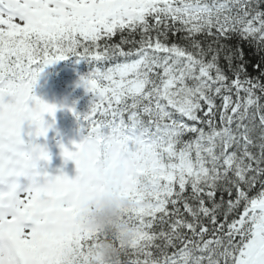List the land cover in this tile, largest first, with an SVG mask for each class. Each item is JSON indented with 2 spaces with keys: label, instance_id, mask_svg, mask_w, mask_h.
I'll return each mask as SVG.
<instances>
[{
  "label": "snow or ice",
  "instance_id": "6c2138e0",
  "mask_svg": "<svg viewBox=\"0 0 264 264\" xmlns=\"http://www.w3.org/2000/svg\"><path fill=\"white\" fill-rule=\"evenodd\" d=\"M72 57L75 177L34 92ZM105 191L133 202L123 264H264V0H0V264H92L79 216Z\"/></svg>",
  "mask_w": 264,
  "mask_h": 264
},
{
  "label": "clouds",
  "instance_id": "9594fccd",
  "mask_svg": "<svg viewBox=\"0 0 264 264\" xmlns=\"http://www.w3.org/2000/svg\"><path fill=\"white\" fill-rule=\"evenodd\" d=\"M133 202L116 192L105 191L87 200L80 212V224L93 233L105 237L94 251L92 264H123L124 250L135 234V227L128 220Z\"/></svg>",
  "mask_w": 264,
  "mask_h": 264
},
{
  "label": "rangeland",
  "instance_id": "374dc122",
  "mask_svg": "<svg viewBox=\"0 0 264 264\" xmlns=\"http://www.w3.org/2000/svg\"><path fill=\"white\" fill-rule=\"evenodd\" d=\"M56 64H59V61L47 66L44 69L43 74H49L50 72H52L55 69ZM34 92L35 94H39L40 98L45 102L56 105L58 107L54 128H56L57 123L61 125L62 123L65 122L64 123L65 126L63 125L64 127H62L61 129H54V128L52 129L53 131H57V133H59L60 135L57 136L56 133V136L62 137L66 135L67 137H69L70 140H68V142L65 141L63 142L70 147L73 141L79 142L81 139V135L78 134L80 131L76 129V117L74 116L73 112L70 110L69 102H63L61 100V97L59 95V88L52 82L41 78L38 80ZM66 129L68 130L67 134H66ZM52 130L50 132H52ZM48 146H49V152L52 157L50 170L55 174V171L57 169L63 167L64 171L70 177H75L76 175L75 162L69 160L65 165L64 156L62 155V149L58 146L57 143H52V141L50 140V133H49ZM53 149L56 150V154L51 152Z\"/></svg>",
  "mask_w": 264,
  "mask_h": 264
},
{
  "label": "trees",
  "instance_id": "16d2710c",
  "mask_svg": "<svg viewBox=\"0 0 264 264\" xmlns=\"http://www.w3.org/2000/svg\"><path fill=\"white\" fill-rule=\"evenodd\" d=\"M114 39H118V37L114 38ZM232 43L233 44L237 43V40H233ZM243 48H244L245 52H247V53H251L254 50L253 47L249 46V44L246 42L243 43ZM73 58L78 59L77 60L78 67H76V73H75L76 78L81 79V77L87 76L92 71L93 65H91L87 59L77 58V57H73ZM73 58L67 59V61H66L67 65L73 64V62H72ZM72 69H73V66H72ZM250 71H251V69H250ZM89 100H90L89 94H87V96L85 97V102H89Z\"/></svg>",
  "mask_w": 264,
  "mask_h": 264
}]
</instances>
